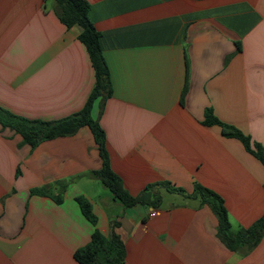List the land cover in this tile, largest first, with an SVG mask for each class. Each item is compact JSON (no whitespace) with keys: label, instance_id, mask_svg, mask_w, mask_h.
Listing matches in <instances>:
<instances>
[{"label":"crops","instance_id":"1","mask_svg":"<svg viewBox=\"0 0 264 264\" xmlns=\"http://www.w3.org/2000/svg\"><path fill=\"white\" fill-rule=\"evenodd\" d=\"M87 1L112 89L92 107L111 168L133 196L160 181L184 193L164 190L154 216L124 207L90 175L102 157L88 125L31 148L0 123V264H80L74 253L96 229L120 236L124 264H264V234L231 251L212 208L187 196L196 184L221 195L234 232L264 214L263 164L204 123L211 109L264 151V0ZM55 4L0 0V107L31 120L80 111L96 83L81 28Z\"/></svg>","mask_w":264,"mask_h":264},{"label":"trees","instance_id":"2","mask_svg":"<svg viewBox=\"0 0 264 264\" xmlns=\"http://www.w3.org/2000/svg\"><path fill=\"white\" fill-rule=\"evenodd\" d=\"M55 12L60 20L67 26L78 25L81 28L79 39L86 46L95 70L96 83L84 107L67 117L57 120H31L13 114L0 107V123L23 136L24 143L31 148L36 147L41 141L57 136L75 133L81 126L88 125L98 144L102 157V167L92 171L91 176L100 179L103 184L114 194L124 207L138 203L152 208L159 207L163 191L184 193V190L173 186L168 181L148 184L140 194L133 196L125 188L121 177L113 171L107 150L106 133L99 119L92 116V107L97 98L105 101L112 93L109 70L100 45V31L89 16L90 3L87 0H55ZM187 91L184 88L182 100ZM204 123L207 125L219 124L226 136L239 138L246 149L253 153L264 166V151L260 144L252 146L251 139L233 125L220 121L211 109L206 110ZM32 193H44L39 188L31 190ZM187 196L199 198L202 203L208 204L218 217L217 237L231 251L247 253L262 238L264 234V214L254 223L238 232L231 229L230 218L224 199L214 190L201 184H196L194 191ZM82 209L92 223H96V216L92 206L86 199H80ZM117 222H114V226ZM126 247L120 236L112 232L110 237L104 236L97 229L94 231L90 242L79 248L74 257L80 264H124Z\"/></svg>","mask_w":264,"mask_h":264},{"label":"built area","instance_id":"3","mask_svg":"<svg viewBox=\"0 0 264 264\" xmlns=\"http://www.w3.org/2000/svg\"><path fill=\"white\" fill-rule=\"evenodd\" d=\"M158 213V210H157V208H151V210H150V215L151 216H154V215H156Z\"/></svg>","mask_w":264,"mask_h":264}]
</instances>
